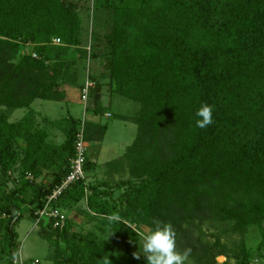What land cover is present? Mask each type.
<instances>
[{
    "label": "trees",
    "instance_id": "trees-1",
    "mask_svg": "<svg viewBox=\"0 0 264 264\" xmlns=\"http://www.w3.org/2000/svg\"><path fill=\"white\" fill-rule=\"evenodd\" d=\"M89 8L86 0H0V264H19L20 211L28 206L36 219L68 176L83 122L86 178L53 205L85 200L86 220L79 231L63 212L56 227L53 219L38 222L56 264H99L103 256L147 264L132 254L154 218L171 223L177 251L191 248L195 264H259L264 0H94L88 47ZM81 62L90 63L84 82ZM87 82V110L138 126L133 143L104 168L88 147L101 148L108 124L47 116L51 129L33 107L64 101L65 87L82 92ZM116 94L137 102L136 114L111 112ZM203 104L212 106L213 123L201 129ZM17 109L26 112L11 120ZM113 214L123 222H111Z\"/></svg>",
    "mask_w": 264,
    "mask_h": 264
},
{
    "label": "rangeland",
    "instance_id": "rangeland-1",
    "mask_svg": "<svg viewBox=\"0 0 264 264\" xmlns=\"http://www.w3.org/2000/svg\"><path fill=\"white\" fill-rule=\"evenodd\" d=\"M86 2L90 7L88 10V13L90 15L88 21L89 29L86 32V45L89 47L91 37L90 25L92 21L94 0H86ZM97 50L103 51V48ZM89 66L90 63L88 62L80 63V82H84L87 79ZM71 88L74 92L69 94L71 98L70 100L68 99L64 101H54L39 99L33 103V107L39 112V120H41L46 127H50L51 129L52 126H49L48 122L44 120V118L47 116L55 121H58L59 119H63L71 115L79 118L81 121H100L102 123L108 124V130L101 148H99V146L94 143H90L88 147V154L92 156L93 154H95L93 156V160L100 163L101 167L104 168L106 162L121 156L125 152L127 146L133 143L138 132V126L133 121L117 119L114 116L108 117L105 113L102 115H98V118H96L90 110H87L85 108V101L82 99L81 91H78V88L75 87ZM76 99L80 100L78 101ZM139 107L140 105L137 102L116 94L113 97L110 111L113 113L134 115L138 111ZM25 112V109H17L12 115L11 120L21 118L25 114ZM57 133L59 132L57 131ZM62 138L63 135L62 132H60V139ZM99 152H101L100 156L98 155ZM98 170V168L90 169V176L88 178L89 182L95 179V173ZM12 186L13 184L9 183V187L12 188ZM85 207L86 201L82 200L72 208L62 207L61 209V211L65 215L69 216L74 221V230L79 231L81 229L82 222L86 220L85 216L79 212L81 208ZM20 212L21 219L16 226L21 245L19 256L29 264H31L34 260L38 261V264H56L54 257L55 248L46 238L43 237L42 233L40 232V225L37 223V220L30 215L29 207L23 206ZM141 232L145 235L148 232V228L143 227ZM141 245L143 246V241ZM140 251H142V249ZM188 260L189 261L186 264H195L192 259ZM226 260L227 257L224 255L217 256V261H219L220 263H224ZM234 261V258L228 259L229 264L234 263ZM257 263L264 264V258H262V260L260 261H257Z\"/></svg>",
    "mask_w": 264,
    "mask_h": 264
},
{
    "label": "clouds",
    "instance_id": "clouds-1",
    "mask_svg": "<svg viewBox=\"0 0 264 264\" xmlns=\"http://www.w3.org/2000/svg\"><path fill=\"white\" fill-rule=\"evenodd\" d=\"M212 112L211 105L203 104L196 112V116L200 117L196 120V126L203 129L212 124ZM110 221L123 222L118 214H113ZM152 223L154 229L143 236L142 251L134 252L133 258L139 260L143 254L147 264H186L191 248H186L183 252L177 251L176 232L171 223H164L155 218ZM98 261L99 264H112L108 256H103Z\"/></svg>",
    "mask_w": 264,
    "mask_h": 264
},
{
    "label": "built area",
    "instance_id": "built-area-1",
    "mask_svg": "<svg viewBox=\"0 0 264 264\" xmlns=\"http://www.w3.org/2000/svg\"><path fill=\"white\" fill-rule=\"evenodd\" d=\"M60 39H56V43H59ZM92 85L91 82L86 83V87L82 90V99L86 102L88 96L89 87ZM87 144L84 138V122L82 128L77 134L76 140V155L71 161V171L68 176L64 179L62 184L57 186L53 192L47 196L45 205L36 211L37 223L42 220L53 219L54 226H58L61 222V218L64 217L62 211L58 207H54L53 203L59 198V196L73 183L81 179L86 178V172L84 170V163L86 160ZM15 262L19 264H26L22 258H18ZM32 264H35L34 262Z\"/></svg>",
    "mask_w": 264,
    "mask_h": 264
},
{
    "label": "crops",
    "instance_id": "crops-1",
    "mask_svg": "<svg viewBox=\"0 0 264 264\" xmlns=\"http://www.w3.org/2000/svg\"><path fill=\"white\" fill-rule=\"evenodd\" d=\"M74 88V87H73ZM78 91H80V89H78ZM65 92H66V98H65V100H70L71 98H70V96H69V94L70 93H72V92H74L73 90H72V88L69 86V87H65ZM76 100H80V99H76ZM106 115L108 116V117H111V114H109V113H106ZM95 117L96 118H98V115H95ZM98 120V119H97ZM101 150V149H100ZM99 156L101 155V152H99V154H98ZM98 156V157H99Z\"/></svg>",
    "mask_w": 264,
    "mask_h": 264
}]
</instances>
